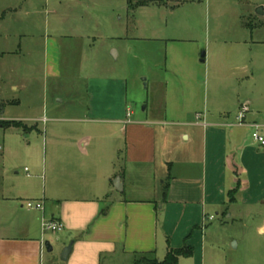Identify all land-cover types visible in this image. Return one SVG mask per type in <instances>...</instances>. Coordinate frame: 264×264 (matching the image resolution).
Wrapping results in <instances>:
<instances>
[{
    "label": "crops",
    "instance_id": "crops-1",
    "mask_svg": "<svg viewBox=\"0 0 264 264\" xmlns=\"http://www.w3.org/2000/svg\"><path fill=\"white\" fill-rule=\"evenodd\" d=\"M97 1L46 0L56 28L48 21L43 35L45 76L63 78L70 72L63 62L65 48H80L78 77L88 81L85 114L50 121L31 114L2 119L27 127L6 128L34 140L29 153L37 156L34 163L43 170L31 174L25 168L24 175L11 178L8 189L0 186V264L56 262L71 242L72 251L63 264H134L141 256L157 259L161 250L167 256L170 249L184 247L193 249L189 258L203 264L205 241L199 230L211 217L231 220L235 207L264 205V147L253 140L255 125L264 136V39L226 40L215 35L205 45L204 62L201 57L208 85L212 80L205 94L211 106L206 101L194 117L169 121L174 118L165 112L166 86L156 80L151 114L143 117L129 108L125 78L111 70L92 73L91 65L84 69V48L103 37L101 29L107 27L92 9ZM153 1L157 3L139 9L174 7L169 0ZM128 2L123 7L130 14ZM259 7L238 18L239 29L250 37L252 31L264 29V11L256 12ZM138 23L153 32L138 40L164 38L157 22ZM105 39L114 43L130 37ZM4 55L0 53V58ZM198 78L193 70L178 75L182 89H192L195 80L201 85ZM25 88L21 83L12 84L10 93L0 90V104L20 106L19 94ZM243 106L248 111L241 125L237 117ZM154 170L167 171L159 188L155 178L152 185L145 184L149 182L145 173L151 177ZM136 183L144 184L140 191L145 197H135ZM28 202H42L44 209H29ZM49 221L62 223L64 229H45Z\"/></svg>",
    "mask_w": 264,
    "mask_h": 264
},
{
    "label": "rangeland",
    "instance_id": "rangeland-1",
    "mask_svg": "<svg viewBox=\"0 0 264 264\" xmlns=\"http://www.w3.org/2000/svg\"><path fill=\"white\" fill-rule=\"evenodd\" d=\"M169 1L174 6L173 9L138 8L130 14L123 7L126 0L95 2L92 9L98 12L101 23L107 26L105 29L100 28L101 35L105 38L128 36L130 40H116L114 43L103 37L90 40V46L84 48L82 62L84 69L93 66L92 73L111 70L116 77L125 78L129 108L143 117L151 114L153 83L156 80L163 81L166 86L163 95L165 112L174 118H168L169 121H176L194 117L197 112L202 111L200 109L206 101L209 106L212 104L211 98L205 96L210 92L212 80L208 85L204 70L206 64L201 63L208 41L213 42L215 35L226 40L234 36L241 40L264 39V29L252 31L250 37L246 31L239 29L238 21L242 13L254 11L264 5V0ZM51 9V5L46 8V0H0V18L5 15L0 25V53L5 52L0 58V90L10 93L12 84L24 83L26 87L19 94L22 104L11 105L3 110L0 122L6 125L12 122L2 121L5 117L31 114L50 121L54 117L69 119L85 114L83 106L87 103L88 81L78 77L81 70H78L80 55L77 52L80 48H65L63 62L70 72L66 71L63 78L56 81L45 76L42 42L48 21L51 28L55 27L53 16L48 14ZM140 19L157 22L164 38L158 41L138 40V37L153 33L140 26ZM57 33L61 32L58 30ZM71 33L75 34V31ZM98 68L99 70H95ZM187 70H193L198 79L201 78V85L195 80L192 89L181 88L178 75L185 74ZM44 104L47 105L46 108ZM25 136L22 131L0 125V186L4 185V188H9L12 177L24 175L25 168L31 174L33 171L43 170L42 165L34 163L37 156L29 153L35 147L34 140ZM253 140L255 141L254 138ZM153 173L155 174L151 177L149 173H145L149 176V182L145 181V184L152 185L155 178L157 182L154 186L159 188L160 183L166 179L167 171L154 170ZM142 185L144 184L134 185L135 197H145L140 191ZM233 210V219L217 217L208 221L204 230H199L205 241L203 264H264V232L260 231L264 205L255 208L238 206ZM155 257L159 261L166 258L162 250ZM51 260L47 264L64 263L61 256L59 261ZM199 260L179 257L177 264H200Z\"/></svg>",
    "mask_w": 264,
    "mask_h": 264
},
{
    "label": "trees",
    "instance_id": "trees-1",
    "mask_svg": "<svg viewBox=\"0 0 264 264\" xmlns=\"http://www.w3.org/2000/svg\"><path fill=\"white\" fill-rule=\"evenodd\" d=\"M128 1H129L128 2L129 8L131 11H134L135 9L140 8V7L149 6L153 3L154 4L157 3L153 0H128ZM4 108H5V104H1L0 116H1ZM7 124L8 125H6V123L0 122V125L2 127H7L10 125V126H13L16 128L27 130V127L22 123L12 122V123H7ZM167 190H168V184H166V186L164 188V193H163L164 195H166ZM236 192H237V189L230 192L232 198ZM192 255H193V249L191 247H184L182 249H177V250L170 249L165 260H163V261H158L157 259L149 257V256H141L135 260L134 264H177L179 257H191Z\"/></svg>",
    "mask_w": 264,
    "mask_h": 264
},
{
    "label": "built area",
    "instance_id": "built-area-1",
    "mask_svg": "<svg viewBox=\"0 0 264 264\" xmlns=\"http://www.w3.org/2000/svg\"><path fill=\"white\" fill-rule=\"evenodd\" d=\"M248 111V108L246 106H243L239 112V115L237 117V120L239 124L243 125L244 124V118H245V113ZM255 132L253 134V138L255 139L256 142L260 144V146L264 147V136L262 135L260 129L261 127L258 125H255ZM26 206L29 209H37V210H43L44 205L42 202H28L26 203ZM210 220H213V217L210 218ZM45 229L51 231V232H60L64 229V225L60 222L56 221H49L44 223Z\"/></svg>",
    "mask_w": 264,
    "mask_h": 264
},
{
    "label": "water",
    "instance_id": "water-1",
    "mask_svg": "<svg viewBox=\"0 0 264 264\" xmlns=\"http://www.w3.org/2000/svg\"><path fill=\"white\" fill-rule=\"evenodd\" d=\"M263 11H264V7H259L258 9H257V14H259V15H262V13H263ZM204 57H205V54L203 53L202 54V62H204ZM116 182H119V179H117L116 180ZM115 188L117 189V190H120L119 188H118V186L117 185H115ZM49 244H47V249H48V251H52V248L49 246ZM72 246H73V242H71L65 249H64V251H63V253H62V255H61V260L62 261H67V259H68V257H69V255H70V253H71V251H72Z\"/></svg>",
    "mask_w": 264,
    "mask_h": 264
}]
</instances>
